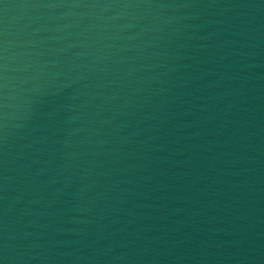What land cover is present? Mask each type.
I'll return each instance as SVG.
<instances>
[{
  "label": "water",
  "instance_id": "1",
  "mask_svg": "<svg viewBox=\"0 0 264 264\" xmlns=\"http://www.w3.org/2000/svg\"><path fill=\"white\" fill-rule=\"evenodd\" d=\"M0 264H264V0H0Z\"/></svg>",
  "mask_w": 264,
  "mask_h": 264
}]
</instances>
